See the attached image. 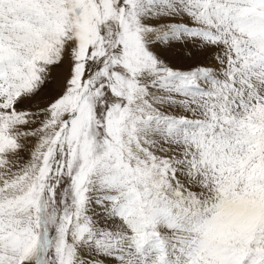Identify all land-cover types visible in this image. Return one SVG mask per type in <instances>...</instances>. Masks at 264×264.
Wrapping results in <instances>:
<instances>
[{"label": "snow or ice", "instance_id": "6c2138e0", "mask_svg": "<svg viewBox=\"0 0 264 264\" xmlns=\"http://www.w3.org/2000/svg\"><path fill=\"white\" fill-rule=\"evenodd\" d=\"M0 264H264V0H0Z\"/></svg>", "mask_w": 264, "mask_h": 264}, {"label": "rangeland", "instance_id": "374dc122", "mask_svg": "<svg viewBox=\"0 0 264 264\" xmlns=\"http://www.w3.org/2000/svg\"><path fill=\"white\" fill-rule=\"evenodd\" d=\"M179 50H175L174 52L172 53H169L170 56H175L176 53L178 52ZM177 63H180V64H184V63H189V62H186V61H183V60H179V61H176Z\"/></svg>", "mask_w": 264, "mask_h": 264}]
</instances>
